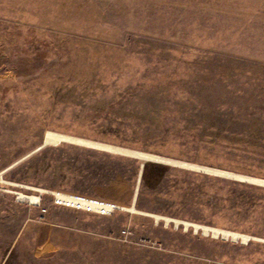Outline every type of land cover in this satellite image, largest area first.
I'll use <instances>...</instances> for the list:
<instances>
[{
    "label": "rangeland",
    "instance_id": "obj_1",
    "mask_svg": "<svg viewBox=\"0 0 264 264\" xmlns=\"http://www.w3.org/2000/svg\"><path fill=\"white\" fill-rule=\"evenodd\" d=\"M47 132L95 144L37 149ZM250 179H264V0H0V264H264ZM24 208L37 222L9 249Z\"/></svg>",
    "mask_w": 264,
    "mask_h": 264
},
{
    "label": "bare ground",
    "instance_id": "obj_2",
    "mask_svg": "<svg viewBox=\"0 0 264 264\" xmlns=\"http://www.w3.org/2000/svg\"><path fill=\"white\" fill-rule=\"evenodd\" d=\"M59 139H69L71 141H76V142H81V143L95 144V143H92V142L87 141V140H84V139L73 138V137H66L64 135L55 134V133H52V132H47L45 134V137H44L43 146L46 143H55ZM39 148L40 147L38 146L37 149H39ZM108 148H112L114 150H118V151H122V152H127V153H130V154H133V155L137 156L138 158H140L142 160H145V159H158V160L160 159V161L161 160L162 161L163 160H167V159H164V158H162L160 156H156V155L149 154V153H146V152L125 150V149L118 148V147H108ZM173 162H175V161H173ZM176 163L181 164V165H184L186 167L187 166H189V167H196V168L199 167L198 165L195 166L193 164H187V163H182V162H176ZM202 168L204 170H206V171H209V172H213V173L223 174V175H227V176H233V177L242 178L240 175L233 174V173L228 172V171H224V170H220V169H215V168H207V167H202ZM250 181L264 184V179H250ZM15 194H16L17 198L20 199V200H27V201L34 202V203L38 200V196H35L33 194H25V193H22V192H16ZM56 198L58 200L62 201V202H65V201H70L71 195L66 194V193L57 192L56 193ZM230 235L232 237H236L237 236V234L234 233V232L230 233Z\"/></svg>",
    "mask_w": 264,
    "mask_h": 264
},
{
    "label": "built area",
    "instance_id": "obj_3",
    "mask_svg": "<svg viewBox=\"0 0 264 264\" xmlns=\"http://www.w3.org/2000/svg\"><path fill=\"white\" fill-rule=\"evenodd\" d=\"M70 195H71L70 201H65V202L58 200L54 195L55 197L54 202L66 206H71L76 209H83L86 211L96 212L103 215H107V214L109 215L115 209L118 208L117 204L112 201L88 197L84 195H77V194H70ZM33 204H39V197L38 200Z\"/></svg>",
    "mask_w": 264,
    "mask_h": 264
},
{
    "label": "crops",
    "instance_id": "obj_4",
    "mask_svg": "<svg viewBox=\"0 0 264 264\" xmlns=\"http://www.w3.org/2000/svg\"><path fill=\"white\" fill-rule=\"evenodd\" d=\"M21 213L22 214H21L20 223L18 225V228L16 229L15 235L12 237L11 243L8 245L9 249H12L16 244L20 246L22 245L21 247H24V240L26 239V236L28 235L29 228H31L34 225L32 224V220H34L32 218H34L35 214H33V212L32 214H29V208H24V210H22ZM50 222H54V221H49V223ZM45 244L46 242L44 241V237H43L42 244L38 247L41 248Z\"/></svg>",
    "mask_w": 264,
    "mask_h": 264
},
{
    "label": "water",
    "instance_id": "obj_5",
    "mask_svg": "<svg viewBox=\"0 0 264 264\" xmlns=\"http://www.w3.org/2000/svg\"><path fill=\"white\" fill-rule=\"evenodd\" d=\"M42 146H43V143H41V144L39 145V147H42ZM142 168H143V163H140L139 174H141V172H142Z\"/></svg>",
    "mask_w": 264,
    "mask_h": 264
},
{
    "label": "trees",
    "instance_id": "obj_6",
    "mask_svg": "<svg viewBox=\"0 0 264 264\" xmlns=\"http://www.w3.org/2000/svg\"><path fill=\"white\" fill-rule=\"evenodd\" d=\"M142 171H143V168H142Z\"/></svg>",
    "mask_w": 264,
    "mask_h": 264
}]
</instances>
